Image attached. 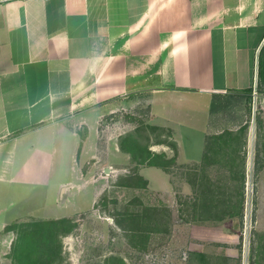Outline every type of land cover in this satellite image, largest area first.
<instances>
[{
    "label": "crops",
    "instance_id": "0c3cea01",
    "mask_svg": "<svg viewBox=\"0 0 264 264\" xmlns=\"http://www.w3.org/2000/svg\"><path fill=\"white\" fill-rule=\"evenodd\" d=\"M263 47L264 0L1 3L0 232L23 215L69 219L95 205L100 188L86 176L131 159L121 133L100 152L101 124L137 92L152 123L172 130L176 161H202L225 132L210 121L212 96L255 87ZM163 174L142 169L149 186L164 188ZM7 253L0 244V264Z\"/></svg>",
    "mask_w": 264,
    "mask_h": 264
},
{
    "label": "rangeland",
    "instance_id": "374dc122",
    "mask_svg": "<svg viewBox=\"0 0 264 264\" xmlns=\"http://www.w3.org/2000/svg\"><path fill=\"white\" fill-rule=\"evenodd\" d=\"M258 75L252 90L212 96L210 121L217 131L232 128L238 136L208 139L205 158L192 164L176 161L172 130L152 123L147 92H137L129 108L101 124L100 152L107 136L121 133L119 143L131 159L106 163L110 172L99 170L95 181L86 176L94 191L100 188L95 205L82 206L71 221L46 226L49 231L40 235L35 224L46 220L43 214L12 221L13 230L0 232L8 252L1 264H264V47ZM154 144L171 150L152 151ZM151 165L164 170V188L149 186L142 175ZM243 170L242 224L236 214ZM232 191L233 208L225 194ZM192 252H204L207 261Z\"/></svg>",
    "mask_w": 264,
    "mask_h": 264
},
{
    "label": "trees",
    "instance_id": "16d2710c",
    "mask_svg": "<svg viewBox=\"0 0 264 264\" xmlns=\"http://www.w3.org/2000/svg\"><path fill=\"white\" fill-rule=\"evenodd\" d=\"M249 90H252V89H249ZM246 130H248V124L244 125L240 131L241 133L244 131V135L246 133ZM238 136V132L236 131H231V130H227L221 134H218L216 136H210V138H217V139H222V140H227L229 141L230 139H235L237 136ZM209 138V139H210ZM246 141V139H245ZM245 146V145H244ZM231 148V147H230ZM244 151L242 152L243 153V156H242V160L244 162V167H245V163H246V155H247V151H246V148H243ZM232 152H238V150L236 149H232ZM232 160L229 159V162H231ZM241 178V199H240V211L237 212L236 215H238L241 219V223L243 224V219H244V203H245V190H246V172L245 170H243V174L242 176L240 177ZM227 194V198H228V201L229 204H230V207H234V203H233V199H234V193L233 191L231 193H225ZM70 219H51V220H44L42 222H39V224H35V225H38L39 226V229L36 230V232L34 234L36 235H40V234H43V233H46L48 232L49 230L46 229V226H49V225H52V224H61V223H64V222H68ZM71 221V220H70ZM42 226V227H41ZM8 230H13L12 226H8L7 227ZM50 229V228H49ZM52 232V231H51ZM33 233V231H32ZM54 235V234H53ZM56 236V235H55ZM192 254H194L195 256L199 257L200 259V262H206L207 260V255L204 253V252H192Z\"/></svg>",
    "mask_w": 264,
    "mask_h": 264
},
{
    "label": "built area",
    "instance_id": "2783aa9c",
    "mask_svg": "<svg viewBox=\"0 0 264 264\" xmlns=\"http://www.w3.org/2000/svg\"><path fill=\"white\" fill-rule=\"evenodd\" d=\"M7 1H11V0H0V4L4 3V2H7ZM18 1H26V0H18Z\"/></svg>",
    "mask_w": 264,
    "mask_h": 264
},
{
    "label": "water",
    "instance_id": "95a60500",
    "mask_svg": "<svg viewBox=\"0 0 264 264\" xmlns=\"http://www.w3.org/2000/svg\"><path fill=\"white\" fill-rule=\"evenodd\" d=\"M105 171H106V172H110V168H109V167H107Z\"/></svg>",
    "mask_w": 264,
    "mask_h": 264
}]
</instances>
